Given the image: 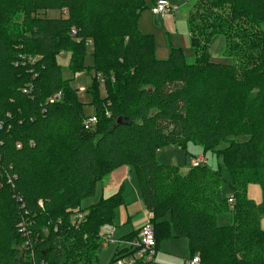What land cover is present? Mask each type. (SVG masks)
<instances>
[{
    "label": "trees",
    "instance_id": "1",
    "mask_svg": "<svg viewBox=\"0 0 264 264\" xmlns=\"http://www.w3.org/2000/svg\"><path fill=\"white\" fill-rule=\"evenodd\" d=\"M145 7L0 0V264H98L101 231L125 206L124 188L82 204L122 166L136 176L156 254L185 239L201 264H264V0H196L187 18L194 63L179 48L156 57L154 37L139 29ZM52 11L66 15H44ZM220 36L232 63L212 62ZM64 53L74 74L94 72L90 130L79 90L63 79ZM190 143L221 160L218 168L158 162L161 149ZM224 172L233 205L217 197ZM250 185L261 187L262 204L248 197ZM223 216L229 224L219 225ZM128 253L118 249L108 263Z\"/></svg>",
    "mask_w": 264,
    "mask_h": 264
},
{
    "label": "rangeland",
    "instance_id": "2",
    "mask_svg": "<svg viewBox=\"0 0 264 264\" xmlns=\"http://www.w3.org/2000/svg\"><path fill=\"white\" fill-rule=\"evenodd\" d=\"M146 9L143 11L139 19V29L141 33L148 34L154 37L155 46H156V57L161 60H165L169 57L172 48L182 49L184 56L187 59V63H194L196 55L191 46V38L188 29L187 18L190 10L193 5L196 3V0H166L169 7H171L170 12L162 18H157L152 12L153 2L157 0H145ZM65 11H52L47 12L44 15L50 18H60L65 16ZM91 45V43H89ZM226 40L224 36H220L213 47L211 48L212 62L227 64L232 63V59L226 57ZM70 54L64 53L60 54L58 57V64L61 66L63 79L65 81H70L71 86L74 89L79 90V100L85 104L84 112L87 117L94 116L95 108L91 106L92 96L85 92L80 91L81 88L89 89L92 87L93 79L95 77L94 72L91 70H84L81 73L74 74L70 68ZM85 66L89 68L94 67V57L91 48H88L87 55L85 57ZM105 90L103 84L101 83V96H105ZM201 156L204 158L208 165L214 169L218 168L221 160H218L214 154L211 152H204L203 147L190 143L187 147V150L175 147H166L160 150L157 157L160 164L165 165H176L181 166L183 170L190 168L193 163L198 160V157ZM198 162V161H197ZM224 179L226 183L218 191V199L226 200L231 196V189L228 185V177L224 172ZM133 180L135 181V174H133ZM137 180V179H136ZM102 183L100 182L97 186L95 195L91 198L86 199L82 208H88L89 206L95 205L101 200V187ZM137 183V181H136ZM130 198L134 199V192L131 193ZM248 197L253 200L257 205L262 204L263 193L259 185H250L248 188ZM128 198V197H126ZM113 226H105L101 231V241L102 235H108L112 232L113 229L117 231V234H114V239L120 235H123V228L127 222V212L126 207L123 205L118 207L115 211V220ZM229 224L227 221V216H223L219 219V225ZM261 229L264 230V218H261ZM130 230V229H129ZM118 245L116 244H105L101 242L99 263L98 264H109L114 257ZM172 255L174 257L183 256L188 257V245L187 241L184 240H170L161 244L159 251L153 258V264H158L159 258L162 255ZM167 261L166 264H180L179 261L175 262L174 260H164Z\"/></svg>",
    "mask_w": 264,
    "mask_h": 264
},
{
    "label": "crops",
    "instance_id": "3",
    "mask_svg": "<svg viewBox=\"0 0 264 264\" xmlns=\"http://www.w3.org/2000/svg\"><path fill=\"white\" fill-rule=\"evenodd\" d=\"M170 147L172 148L173 146ZM200 157L201 156H199L198 158ZM193 161L194 160H192L191 166H194ZM133 174L134 172L132 168L128 166H122L120 168L118 167L117 170H115L111 175H109L107 178H105L102 181L103 183L101 187V191H102L101 199L105 197L109 198L117 194L121 190V188H124L123 193L126 201L125 207L127 212V222L125 224V227L123 228L124 230L123 235L118 236L116 238V241H123L124 237H127L128 235L134 232H139V230L148 221H150V213L146 209L144 201L141 198L138 188V182L136 183L137 181L136 176H135V181L133 180ZM133 192L135 194V197L132 201V199L130 198L131 196L129 195H131V193ZM115 234H117L116 230H115ZM120 245H118L119 250L125 248L124 246L121 247ZM165 259L174 260L175 262L179 261L180 264H187V262L190 260V255L188 257H183V256L174 257L170 254L169 255L164 254L162 255L161 258H159L158 264H166L167 261H164Z\"/></svg>",
    "mask_w": 264,
    "mask_h": 264
},
{
    "label": "built area",
    "instance_id": "4",
    "mask_svg": "<svg viewBox=\"0 0 264 264\" xmlns=\"http://www.w3.org/2000/svg\"><path fill=\"white\" fill-rule=\"evenodd\" d=\"M170 4L166 0H159L156 2L155 6L152 8V12L155 17L162 18L166 16L167 13L170 12L171 7ZM82 92L86 91V88H81ZM61 94L57 95L55 98L51 99L50 102L58 101ZM97 123L96 117H91L84 122V126L86 130L92 129ZM205 159L202 157L198 158V162L196 161L194 166L205 163ZM235 198L230 196L229 203L233 205L235 202ZM84 219L83 215L78 217V222ZM115 234V229L108 235H102V241L105 244H116L120 245L121 247L124 246L125 248L121 249L128 250V254H124L123 256L119 257L115 264H137V261H144L146 263H152L153 258L156 255V238L154 233L153 225L150 221H148L138 232V236L134 240L128 241H116L113 237ZM199 256H195L193 259L189 260L187 264H201V260H199Z\"/></svg>",
    "mask_w": 264,
    "mask_h": 264
}]
</instances>
